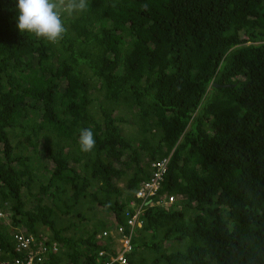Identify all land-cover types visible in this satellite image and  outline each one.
Masks as SVG:
<instances>
[{
  "label": "trees",
  "instance_id": "1",
  "mask_svg": "<svg viewBox=\"0 0 264 264\" xmlns=\"http://www.w3.org/2000/svg\"><path fill=\"white\" fill-rule=\"evenodd\" d=\"M17 2L0 0V261L18 232L59 248L44 264L117 256L166 160L129 264H264V0H88L55 44L20 32Z\"/></svg>",
  "mask_w": 264,
  "mask_h": 264
},
{
  "label": "built area",
  "instance_id": "2",
  "mask_svg": "<svg viewBox=\"0 0 264 264\" xmlns=\"http://www.w3.org/2000/svg\"><path fill=\"white\" fill-rule=\"evenodd\" d=\"M168 161H163L160 163H153L152 166L156 170L149 181H144L141 183V187L136 194L139 201H134L131 203L135 213H131L129 210L126 214L127 218V228L122 226L116 231L114 235L115 240L119 245V253L117 256H110L107 260L99 261V264H129L128 254L132 251L131 238L133 229L136 227H142V221L140 219V214L144 210V206L149 205L152 200L157 195L159 186L164 179L167 172ZM175 198L173 196L169 198H164L163 202L165 205L174 203ZM112 234L109 230L102 233V237H107ZM15 251L21 256L15 257L8 260L0 261V264H44L46 260L50 257V253H57L59 248L56 245H51V247L46 243V241H41L35 235H26L23 232L15 233L14 235ZM108 253L106 251H101L99 253L100 257H106ZM85 264V263H80Z\"/></svg>",
  "mask_w": 264,
  "mask_h": 264
},
{
  "label": "clouds",
  "instance_id": "3",
  "mask_svg": "<svg viewBox=\"0 0 264 264\" xmlns=\"http://www.w3.org/2000/svg\"><path fill=\"white\" fill-rule=\"evenodd\" d=\"M87 7L88 0H18L17 28L55 44L67 31L63 14L83 12ZM78 142L81 151H92L96 143L92 130L82 129Z\"/></svg>",
  "mask_w": 264,
  "mask_h": 264
},
{
  "label": "rangeland",
  "instance_id": "4",
  "mask_svg": "<svg viewBox=\"0 0 264 264\" xmlns=\"http://www.w3.org/2000/svg\"><path fill=\"white\" fill-rule=\"evenodd\" d=\"M102 217L105 218V219H107L108 222H111L112 221V215L109 214V213H107V212H104L103 215H102Z\"/></svg>",
  "mask_w": 264,
  "mask_h": 264
},
{
  "label": "water",
  "instance_id": "5",
  "mask_svg": "<svg viewBox=\"0 0 264 264\" xmlns=\"http://www.w3.org/2000/svg\"><path fill=\"white\" fill-rule=\"evenodd\" d=\"M219 85L215 84V87H218Z\"/></svg>",
  "mask_w": 264,
  "mask_h": 264
}]
</instances>
